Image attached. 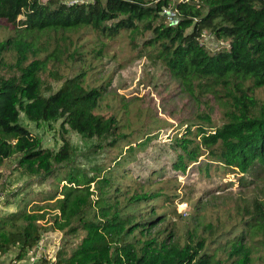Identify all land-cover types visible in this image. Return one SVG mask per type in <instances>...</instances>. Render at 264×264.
<instances>
[{"label":"trees","instance_id":"1","mask_svg":"<svg viewBox=\"0 0 264 264\" xmlns=\"http://www.w3.org/2000/svg\"><path fill=\"white\" fill-rule=\"evenodd\" d=\"M167 8L177 15L175 25L162 14ZM0 20L15 31L0 41V166L17 157L23 175L39 176L42 182L53 177L56 183L46 199L53 201L50 221L45 219L47 207L36 204L0 214V258L15 251L13 260L21 261L45 233L57 230L80 240L69 253L62 249L55 264H252L243 233L230 242L221 262L203 236L190 235L181 243L174 240V227L153 232L163 222L153 206L161 193L136 192V185L122 182L121 158H134L136 146L113 161L115 169H95L89 176L73 167L58 178L55 167L70 161V142L62 138L57 152L44 149L20 118L37 127L61 121L64 133L109 140L107 146L119 149L117 142L125 135L119 133L118 119L98 112L102 91L86 85L85 72L76 71L83 46L68 38L64 42L69 46L48 52L39 38L91 31L98 45L90 53L96 57L104 52L103 40L128 32L132 41L137 35L143 38L140 51L160 61L185 95L197 102L210 94L223 109L220 127L198 125L194 132L196 125L190 124L171 140L176 153L172 170L185 173L204 157L206 171L216 165L242 176H264V98L255 96V90L264 88V0H87L72 5L65 0H0ZM204 33L228 46L210 51L202 42ZM11 55L13 63L7 65ZM61 57L70 60L74 71L47 95L42 73L49 62L62 63ZM57 73L50 71L60 80ZM199 118L210 122L208 115ZM241 213L252 228L248 233L264 238V202L253 199Z\"/></svg>","mask_w":264,"mask_h":264},{"label":"rangeland","instance_id":"2","mask_svg":"<svg viewBox=\"0 0 264 264\" xmlns=\"http://www.w3.org/2000/svg\"><path fill=\"white\" fill-rule=\"evenodd\" d=\"M14 32L11 26L0 20V41ZM146 34L148 38L151 36L150 33ZM95 37L91 31L80 30L50 38L40 37L39 46L47 47L48 52L57 46L64 49L66 45L69 46L68 42H64L68 38L74 46H83L79 49L84 54L82 61L74 64L76 71L85 72L86 85L102 91L98 112L105 116L115 115L119 133L125 137L117 142L120 147L117 149L106 145L109 140H88L71 131L64 133L60 127L61 121L37 127L21 115V124L33 136L41 139L44 149L59 151L62 138L73 147L70 161L55 167L58 178L63 171L73 167L83 169L89 176L95 173V169H115L113 161L121 153L123 156L129 147L136 146L134 158L127 154L121 158L120 163L124 165L121 168L124 167L126 175L121 181L124 185H136V192L161 193L153 206L157 215H163V222L153 232L174 227V240L181 243L190 235H195V238L203 236L221 262L226 258L230 242L243 233L244 243L250 246L252 264H264V238L248 233L252 228L245 225L247 217L241 213L242 208L253 199L264 202V176L255 173L242 176L216 165L209 166L206 171L204 164L208 161L204 157L189 166L185 173L175 172L171 167L176 158L171 140L176 135L181 136L190 124L196 125L192 126L194 132L198 125L206 126L207 130L220 127L224 123L220 103L210 94L199 96L197 102L185 95L180 82L170 77L160 61L151 59L147 51H140L139 46L143 42L141 36L137 35L132 41L128 32H122L113 39L103 40L106 46L102 56L93 57L90 52L94 48L96 50L98 45L92 42ZM202 42L210 51L228 46L227 42L215 41L208 34H204ZM59 60L62 63L49 62L42 73L50 89L47 95L56 92L68 74L72 73L70 71H74L71 70L70 60L63 57ZM11 63L12 55L6 60L7 65ZM53 70L58 71L60 80L51 76L50 71ZM255 96L263 99L264 88L255 90ZM205 115L209 116L210 122L199 118ZM139 144L141 147L137 150ZM64 165L67 168H62ZM241 179H246L247 183ZM55 184L53 177L42 182L39 176L23 175L17 167V157L4 161L0 166V196L4 197L0 200V214L14 212L24 206L31 210L36 204L47 207L49 214L45 219L50 221L53 201L47 202L46 199L54 191ZM79 240L80 237L74 238L61 231H48L41 242L47 250L39 260L42 263H56V260L51 262L47 257L50 255L57 259L62 249L69 253Z\"/></svg>","mask_w":264,"mask_h":264},{"label":"built area","instance_id":"3","mask_svg":"<svg viewBox=\"0 0 264 264\" xmlns=\"http://www.w3.org/2000/svg\"><path fill=\"white\" fill-rule=\"evenodd\" d=\"M84 1H87V0H69L68 2H66L67 4L69 5H72V4H77V3H81V2H84ZM178 2V3H184V2H187L188 0H174V2ZM164 16H166L168 22L170 23V25H175L178 21V18H177V15L176 13L171 9V8H167L163 11L162 13ZM204 34H207V33H204ZM204 34L202 35V37L204 36ZM4 197L1 195L0 196V200H3ZM34 253V258H37L39 259L45 252V249L44 247L39 244L37 247H35L33 250ZM53 261H55V259H53ZM55 264V263H54Z\"/></svg>","mask_w":264,"mask_h":264},{"label":"crops","instance_id":"4","mask_svg":"<svg viewBox=\"0 0 264 264\" xmlns=\"http://www.w3.org/2000/svg\"><path fill=\"white\" fill-rule=\"evenodd\" d=\"M41 242H40V244H41ZM44 249H45V252H46L47 247H44ZM14 252H10V253L2 256L0 258V264H49L48 261H47L48 263L47 262L46 263L45 262L42 263V260L34 258V254H33L34 252L33 251H29L28 254L26 255V257L23 260L16 262L15 260H13ZM45 252H44V254H45ZM47 254H50V253H47ZM53 259H55V257H53V256L49 255L47 257V260H51V262L53 261Z\"/></svg>","mask_w":264,"mask_h":264}]
</instances>
